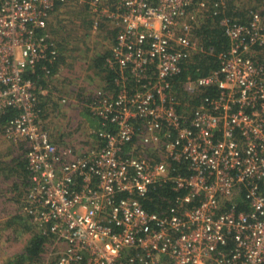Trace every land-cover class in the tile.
Here are the masks:
<instances>
[{
    "label": "built area",
    "instance_id": "obj_1",
    "mask_svg": "<svg viewBox=\"0 0 264 264\" xmlns=\"http://www.w3.org/2000/svg\"><path fill=\"white\" fill-rule=\"evenodd\" d=\"M70 2L87 7L94 31L102 22L116 31L106 63L119 71L114 88L81 105L101 141L78 152L59 149L41 117V102L60 96L48 24ZM193 3L0 0V114L17 111L6 130L27 142L28 211L48 225L54 250L61 243L53 264H264V65L252 55L264 23L259 13L249 25L222 19L230 47L196 84L217 92L186 114L174 80L199 48ZM162 184L174 199L148 211Z\"/></svg>",
    "mask_w": 264,
    "mask_h": 264
},
{
    "label": "trees",
    "instance_id": "obj_2",
    "mask_svg": "<svg viewBox=\"0 0 264 264\" xmlns=\"http://www.w3.org/2000/svg\"><path fill=\"white\" fill-rule=\"evenodd\" d=\"M203 1H205L206 7L201 9L199 3ZM77 4L70 2L69 5ZM69 5L66 7H69ZM79 5L81 6V11L79 12L68 10L71 13L70 20H64L58 13L48 24L58 49L57 61L52 64L54 80L59 77L62 69L70 68L73 70V68H76L75 63L80 62V66L85 68L87 72L93 71L95 73L98 81V85L94 89L87 85L77 88L78 92L75 91L77 93L76 101L71 103L78 106H75L76 108L72 111H75L83 103H88L96 89L114 88V79L119 74L118 69L112 70L106 63L116 31L106 22H102L100 27L94 31L93 19L87 7ZM59 7H57V10ZM192 10L197 14V21L194 23L191 33L199 48L194 50L190 57L183 62V69L174 80V90L180 101L177 102L178 110L186 114H191L205 96L213 95L217 92L216 86L197 87L196 84L200 76L209 75L219 67L220 55L225 53L230 47V38L226 35L222 19L229 17L249 25L251 17L255 13H259L264 23V0H194ZM216 10L218 12L215 14L214 11ZM92 36H94L97 46H101L104 49L107 44L108 48L105 52H102V50L98 51L95 54L96 58L93 59V63H90L91 66L88 68L85 62L86 50H90L94 46L91 43ZM99 37H103L102 40ZM78 43H82L84 48L81 51L77 45ZM77 51L80 52L79 56L76 55ZM252 55L255 60L264 65V46H256ZM71 77H76V75ZM71 77L64 76L60 81L56 78L55 87L59 93L61 89H68L73 84L72 81L74 79ZM189 82H192L194 86V90L191 92L188 88ZM59 84H61V88ZM68 92L69 96H71L69 89ZM48 100L41 102V117L46 122V128H48L47 122L51 115L69 118V121L73 120L72 117L67 116L68 110L72 109L70 106H67L66 103H61L60 100L53 98L52 95L48 97ZM62 105L67 106L65 110L61 109ZM15 114H17V111L13 109H7L6 112L0 114V136H3L8 142L18 145L15 149L19 150L17 155L11 154L10 151L5 153L0 150V183H2L3 188L0 192L4 194L0 196V216L4 215L6 217V221L0 225V244L2 241L6 242L9 248L12 249V252L9 248L3 251L7 252L9 250L10 255L3 260L0 258V264H46L47 261L49 264H53L58 258V254L54 251L58 252L61 250V243L57 244L54 250V235L47 229L48 225L40 223L41 221L38 217L28 211V195L33 184V171L29 166L27 157L28 145L26 141H17L8 136L6 130V123ZM78 114L85 118L84 123L91 124L92 129L96 130L99 127V120L94 117L87 106L80 109ZM73 127V125L67 127V125L59 124L56 125V128L52 127L51 130L49 129L51 138L59 149L67 146L72 148L74 152H78L88 149L87 147L91 148L101 141L96 131L91 132L93 139L89 143L83 144L81 141H76L73 136L76 135V130L83 126L79 123L77 128L73 129ZM101 144H104L103 138ZM10 180L11 184H9ZM151 194L154 201H144V206L148 211L164 209L166 203L172 201L175 197L174 191L169 184L157 186L151 191ZM166 198L168 201L165 200ZM238 202V209H248L247 202L242 199ZM7 230L9 231L6 232ZM15 240H19L21 244L18 245Z\"/></svg>",
    "mask_w": 264,
    "mask_h": 264
},
{
    "label": "rangeland",
    "instance_id": "obj_3",
    "mask_svg": "<svg viewBox=\"0 0 264 264\" xmlns=\"http://www.w3.org/2000/svg\"><path fill=\"white\" fill-rule=\"evenodd\" d=\"M80 9H81V6L79 4L69 5V7L55 11L51 16V19L56 14L59 13L60 16L64 20L68 21V20H70V14H71L68 10H74L76 12H79V11H81ZM99 38H100V40H102L103 37H99ZM94 40H95V38H94V36H92L91 43L94 45L93 46L94 48H90V50H87V56H86L85 62H88V59H90L89 55H93V53L101 51V46H97V43ZM77 45L81 46L82 43L81 44L78 43ZM76 55L79 56L80 52L77 51ZM80 64H81L80 62L75 63L76 68L75 69L73 68V70H71L70 68L62 69L59 77L57 78L60 81L61 79H63L64 76H67L70 78L72 75H76L77 78L71 77L74 79V81H72L73 84L68 87V89L70 90L71 96H69V92H68L67 88L61 89L60 93H58V95H60L58 100H61V98L64 96L70 97V102H66V105L70 106V108H72L73 110L76 108L75 106H78L76 104L71 103V102H74V100H76V94L77 93L75 91H77V88L79 86L87 85L88 87H91L92 89H94L98 85V81L96 79L95 73L93 71L87 72L85 70V68L80 66ZM57 79H56V81H57ZM55 85H56V83H55ZM59 87L61 88V84H59ZM63 106H65V105H62L61 109L65 110L66 107L63 108ZM72 109L68 110L69 113L67 116L72 117L73 120L69 121V118H63L62 116L58 117L57 115H51L48 118V122H47L48 129L51 130L52 127L56 128V125H59V124L67 125V127L69 125H71V126L73 125L74 126L73 129H75L79 126V123H80V125H82L83 127H80L78 130H76V135L73 136V139L76 141H81L83 144H87V142L89 143V141H92V139H93V136H91V133H90L92 130L91 124L84 123L85 118H83V116L81 117V115L78 114V111L80 109L77 108L75 111H72ZM17 146L18 145L14 144V143L8 142V140L4 139L3 136H0V150L1 151L5 152V153L10 151L11 154L17 155V154H19V150L15 149ZM7 184H8V182H7ZM9 184H11V180L9 181ZM1 189H3L2 183H0V190ZM3 195H4L3 192H0V196H3ZM2 205H3V203H2ZM5 221H6V217L4 215H1L0 216V225L3 224V222H5ZM8 231L9 230H7L6 232H8ZM15 243H18V245L21 244L19 240L18 241L15 240ZM8 248H9L8 243L2 241V243L0 244V258H2L1 260H3L4 258H7L10 255L9 250L12 252L11 248H9V250L7 252H3L5 250H7ZM12 248H13V246H12Z\"/></svg>",
    "mask_w": 264,
    "mask_h": 264
},
{
    "label": "crops",
    "instance_id": "obj_4",
    "mask_svg": "<svg viewBox=\"0 0 264 264\" xmlns=\"http://www.w3.org/2000/svg\"><path fill=\"white\" fill-rule=\"evenodd\" d=\"M78 47H79L80 51H81L82 49H84V48L82 47V45H81V46L79 45ZM92 48H94V47H92ZM107 48H108V45L106 44V46H104V49L101 48V50H103L102 52H105V51L107 50ZM85 50H86V49H85ZM86 51H87V50H86ZM96 53H97V52H96ZM96 53H93V55H89V56H90V59H88V62H86V65H87L88 68H89V66H91L90 63H93V59L96 58V57H95V56H96V55H95ZM64 107H67V106L65 105V106H63V108H64ZM83 108H84V106H79V107H78V109H83ZM72 110H73V109H72Z\"/></svg>",
    "mask_w": 264,
    "mask_h": 264
}]
</instances>
